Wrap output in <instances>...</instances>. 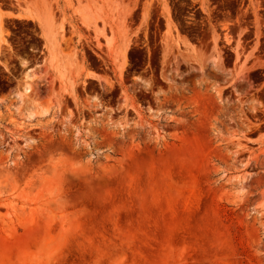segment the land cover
<instances>
[{"label":"rangeland","instance_id":"rangeland-1","mask_svg":"<svg viewBox=\"0 0 264 264\" xmlns=\"http://www.w3.org/2000/svg\"><path fill=\"white\" fill-rule=\"evenodd\" d=\"M0 264H264V0H0Z\"/></svg>","mask_w":264,"mask_h":264},{"label":"bare ground","instance_id":"bare-ground-1","mask_svg":"<svg viewBox=\"0 0 264 264\" xmlns=\"http://www.w3.org/2000/svg\"><path fill=\"white\" fill-rule=\"evenodd\" d=\"M24 91L26 92L27 91V88H24Z\"/></svg>","mask_w":264,"mask_h":264}]
</instances>
